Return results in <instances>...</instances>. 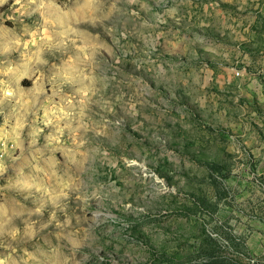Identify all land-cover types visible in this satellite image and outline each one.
<instances>
[{"label": "rangeland", "instance_id": "rangeland-1", "mask_svg": "<svg viewBox=\"0 0 264 264\" xmlns=\"http://www.w3.org/2000/svg\"><path fill=\"white\" fill-rule=\"evenodd\" d=\"M0 264H264V0H0Z\"/></svg>", "mask_w": 264, "mask_h": 264}, {"label": "built area", "instance_id": "built-area-1", "mask_svg": "<svg viewBox=\"0 0 264 264\" xmlns=\"http://www.w3.org/2000/svg\"><path fill=\"white\" fill-rule=\"evenodd\" d=\"M237 74H239V73H237Z\"/></svg>", "mask_w": 264, "mask_h": 264}]
</instances>
